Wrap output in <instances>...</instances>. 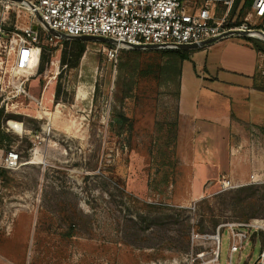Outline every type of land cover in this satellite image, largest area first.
Here are the masks:
<instances>
[{
	"label": "rangeland",
	"instance_id": "rangeland-1",
	"mask_svg": "<svg viewBox=\"0 0 264 264\" xmlns=\"http://www.w3.org/2000/svg\"><path fill=\"white\" fill-rule=\"evenodd\" d=\"M28 24L24 8L0 2V34ZM64 40L74 59L77 39ZM83 42L62 77L65 45L44 52L46 64L37 54L23 86L26 74L12 76L0 42V264H228L223 225L264 221V182L247 183L253 155L264 154V94L256 100L248 88L255 73L239 64L248 41L235 35L209 50H181L187 117L177 79L160 72L172 58L132 52L120 73L122 53L115 62L107 43ZM44 64L46 76L31 78ZM9 150L20 157L14 167L3 161ZM232 150L243 183L222 190ZM252 238L232 264H257L264 232Z\"/></svg>",
	"mask_w": 264,
	"mask_h": 264
},
{
	"label": "built area",
	"instance_id": "built-area-1",
	"mask_svg": "<svg viewBox=\"0 0 264 264\" xmlns=\"http://www.w3.org/2000/svg\"><path fill=\"white\" fill-rule=\"evenodd\" d=\"M17 5L27 12L29 24L20 30L1 32L0 42L9 46L11 67L18 74L25 73L20 82L23 86L29 80L31 63L38 45L62 47L61 38L50 34L40 22H44L59 34L67 37L100 36L111 39L110 46L104 48L109 60L117 62L123 49H132L145 45H155L158 49H174L177 44H201L207 40H220L234 31H246L248 36L264 41V31L250 28L254 19L264 17V0H253L251 9L239 25H230L231 7L234 0H204L200 7L191 8L184 0H1L0 2ZM221 3L224 10L216 12ZM34 26H36L34 28ZM252 31L259 36L252 35ZM3 33V34H2ZM3 35V36H2ZM8 38H5V37ZM210 45V44H209ZM205 45L203 47H207ZM259 69L264 78V53L259 55ZM53 64V63H52ZM58 69V63L56 64ZM57 74V72H56ZM19 88V87H18ZM16 93L21 94L17 91ZM20 157L9 150L3 159L7 167L17 165ZM263 183L264 171L252 173L247 183ZM229 177L221 183L222 190L239 187ZM248 226L245 231L241 230ZM228 231V264H232L233 254L247 246V240L253 239L252 233L264 232V221L254 220L247 225H223ZM222 226L214 235L217 243V257L222 243ZM248 230V231H247ZM257 264H264V247Z\"/></svg>",
	"mask_w": 264,
	"mask_h": 264
},
{
	"label": "trees",
	"instance_id": "trees-1",
	"mask_svg": "<svg viewBox=\"0 0 264 264\" xmlns=\"http://www.w3.org/2000/svg\"><path fill=\"white\" fill-rule=\"evenodd\" d=\"M252 4H253V0H234L232 7H231V13H230L232 22H230L229 24L234 25V26L241 24L244 21V18L246 16V14L248 13V11L251 9ZM262 20H264V17L262 18ZM250 28L264 31V24L256 25V26H250ZM75 42L78 43L79 48H78V51L74 54V59L68 58L70 43L67 40H64V42L63 41L60 42L62 44V46L65 45L64 50H63V53H64L63 58L61 60V68H60V73H59L60 77L63 76L65 71H67L68 69L75 66L80 55L82 54V52L84 50L85 44H84L83 40L77 39V40H75ZM107 45L110 46L109 44H107ZM52 49H53V46L38 45L34 57L37 56V54L38 55L42 54V60L46 64L49 62V59H48V57L44 56L43 53L47 52L49 50H52ZM150 50H153V49H149V48H146V49H144V48L126 49L125 48V49H123L121 51L122 54L120 53L121 54L120 55V65H119L120 73L123 71L122 68H123V65H125L124 62L128 58L127 54H130L132 52L139 53L141 51H150ZM154 50L161 51L165 55L172 58V60L165 63L163 66H161L160 72L166 78V80L169 82L177 79L176 86H177L178 92L176 94V97H178L180 94L181 61L186 59V55L180 49H154ZM259 51L264 53V43H262V46L260 47ZM45 64L43 66L38 67V68H34L31 71L30 77L35 78L37 75L46 76L47 70L45 68ZM126 75L129 76L128 74H126ZM58 88H59L58 93H60V91L62 90L61 85H59ZM255 89L264 93V82H262L260 80L259 84L255 85ZM126 95H128L127 92H126ZM5 138H7V135L2 131L1 126H0V141H3ZM214 225H216V222ZM66 236L72 237L73 236L72 230L67 231Z\"/></svg>",
	"mask_w": 264,
	"mask_h": 264
},
{
	"label": "crops",
	"instance_id": "crops-1",
	"mask_svg": "<svg viewBox=\"0 0 264 264\" xmlns=\"http://www.w3.org/2000/svg\"><path fill=\"white\" fill-rule=\"evenodd\" d=\"M184 1L191 8L200 7L203 4V2H204V0H184ZM220 5H222V4L219 3L217 5V8H216V12L218 13V15L219 14L221 15L222 11L224 10V8H223L224 6L222 5V9H221L220 8ZM251 33L254 36H258L259 35L258 32H254V31H252ZM235 35L238 36V37H240V38H242V39H246V41H248L247 43H244L245 44L244 46H246V47H242V49H241V52L243 53V55H245L247 57V59L245 61H243V62H239V64H241L240 65L241 66V69L240 70L249 72L248 74L255 73V75H254L255 80L252 82L253 84L251 83V85L248 86V88H251L252 93H254L256 95V100L261 99L262 97L259 94L261 92L258 91L257 89H255V85H258L259 84V80L257 79V76H256V71H258L257 70L258 68L255 65H256L257 59H259V55L262 53L261 51H259L260 50V47H261V44H262V41H263L262 39L257 38V37L248 36V35L231 34V35H229L228 37H226L224 39H220V40H217V41L211 43L209 46H207L205 48H207L209 50L214 45L224 44V42H225V40L227 38H229L231 36H235ZM263 43H264V41H263ZM207 49H204V51L207 50ZM180 50H183V49H180ZM249 55H251V56H249ZM248 59H250V60H248ZM253 59H254V61H253ZM184 61L185 60L181 61L180 97L178 99L179 113H180L181 117H185V116L187 117V114L184 115V113H185V110L184 109L186 108V106H188V103H187V101L185 99L186 98L185 95H186V92L189 89V87L187 85V82H186L185 75H184L183 70H182V66H183V62ZM254 62H255V64H254ZM254 66L256 67V70H255V67ZM249 70H251V71H249ZM197 111L198 110H197L196 106H193L192 107V113L197 114L198 113ZM193 117L194 116H192V118ZM252 118H254L252 115L250 117H248V119H252ZM230 122H232L231 119H230ZM234 123H236V122H234ZM236 124H239V123H236ZM233 151L234 150H232V153L230 154V160H229V164L227 166V168L229 170V173L232 176V177H230V176L229 177L231 179H233L234 181L241 182L242 181L241 179H239V180H236L235 179V175H238V167L240 166V164L238 162L239 156H235V153L236 152H233ZM252 168H253V172L252 173H260V172H263L264 171V154L263 153L262 154L259 153L258 155L257 154L256 155L255 154L253 155L251 169Z\"/></svg>",
	"mask_w": 264,
	"mask_h": 264
},
{
	"label": "water",
	"instance_id": "water-1",
	"mask_svg": "<svg viewBox=\"0 0 264 264\" xmlns=\"http://www.w3.org/2000/svg\"><path fill=\"white\" fill-rule=\"evenodd\" d=\"M38 18H39L40 22L44 25V27L46 28V30H47L50 34H52V35H54V36H56V37H58V38H61L62 40L65 39V38H68V39H69V38H73V39H78V40H93V41H99V42L107 43V44L111 43V39H109V38H105V37H100V36H77V37H67V36H65V35H63V34H59V33L56 32L55 30H53L52 28H50V27L44 22V20H43L40 16H38ZM35 27H36V26H34V28H35ZM259 32L262 33L260 30H259ZM231 34L247 35L248 33H247L246 31H234V32H231L229 35H231ZM215 41H216L215 39H210V40H207V41H205V42H203V43H201V44H195V43H193V44H177L176 47H177L178 49L192 50V49L202 48L203 46H205V45H209V44H211V43H213V42H215ZM135 48L158 49V47L155 46V45H145V46L135 47Z\"/></svg>",
	"mask_w": 264,
	"mask_h": 264
},
{
	"label": "bare ground",
	"instance_id": "bare-ground-1",
	"mask_svg": "<svg viewBox=\"0 0 264 264\" xmlns=\"http://www.w3.org/2000/svg\"><path fill=\"white\" fill-rule=\"evenodd\" d=\"M16 74H18L15 70L12 71V76H15ZM17 126V125H16Z\"/></svg>",
	"mask_w": 264,
	"mask_h": 264
}]
</instances>
